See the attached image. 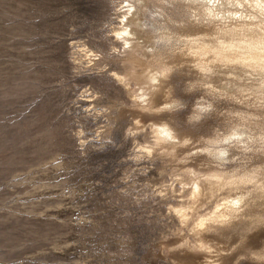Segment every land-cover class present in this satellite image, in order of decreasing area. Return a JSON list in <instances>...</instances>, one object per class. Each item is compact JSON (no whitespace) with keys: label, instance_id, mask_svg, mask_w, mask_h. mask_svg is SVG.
<instances>
[{"label":"rangeland","instance_id":"rangeland-1","mask_svg":"<svg viewBox=\"0 0 264 264\" xmlns=\"http://www.w3.org/2000/svg\"><path fill=\"white\" fill-rule=\"evenodd\" d=\"M126 4L0 0V264H203L211 257L191 248L195 236L176 210L188 203L181 179L213 166L201 151L212 133L173 156L155 146L149 125L166 114L140 110L137 86L120 81L125 46L116 35ZM190 86L176 82L174 119L195 117L200 105V124L219 137L258 120L264 128V108L251 98Z\"/></svg>","mask_w":264,"mask_h":264},{"label":"bare ground","instance_id":"bare-ground-1","mask_svg":"<svg viewBox=\"0 0 264 264\" xmlns=\"http://www.w3.org/2000/svg\"><path fill=\"white\" fill-rule=\"evenodd\" d=\"M126 2L116 35V41L125 46V72L120 81L127 89L132 83L137 86L133 96L140 110L160 113L155 109L167 105L161 123L167 122L175 133L173 137L166 127L158 129L155 146L174 155L189 144L185 141L212 133L205 148L213 166L205 172L188 171L189 176L181 179L184 192L189 187L188 203L180 205L176 214L195 236L191 248L210 254L212 260L203 264H220L228 258L231 262L224 264H237L241 258L264 264L263 126L258 120V126L254 124L260 130L251 123L242 124L227 137H219L196 119L205 110L200 105L190 111L195 113V117L190 115L192 121L174 119L181 105L175 95L176 82L183 78L190 81L193 91L251 98V106L258 103L264 108V0ZM238 114L243 122L248 120L247 114ZM258 146L261 152L254 154ZM153 152V147L147 149V153ZM201 221L206 222L205 227H195ZM223 221L226 224L220 227Z\"/></svg>","mask_w":264,"mask_h":264},{"label":"clouds","instance_id":"clouds-1","mask_svg":"<svg viewBox=\"0 0 264 264\" xmlns=\"http://www.w3.org/2000/svg\"><path fill=\"white\" fill-rule=\"evenodd\" d=\"M159 83H160V81H158V84H159ZM167 107H168L167 105H164V106H162V107H160V108L155 109V111H156V112H162V111H164L165 108H167ZM145 111H147V109H145ZM190 119H191V117H190ZM196 119H200V117H196ZM136 123H140V121H136ZM153 126H154V127H153ZM149 127H150L151 131H152L154 134L157 132L158 129H160V128H165V127H166V128L172 133L173 137H175V133H174V131L172 130L171 126H170L167 122H163V123L158 124V125H149ZM190 142H191V141H185V143H190ZM201 151L207 152L208 149H207V148H204V149H202ZM216 211H219V209H217ZM214 223H215V222H214ZM225 224H226V221L219 222V226H220V227H224ZM198 225H199V223H198L197 225H195V227H198ZM201 250H204V249H201ZM210 251H211V249H210Z\"/></svg>","mask_w":264,"mask_h":264},{"label":"snow or ice","instance_id":"snow-or-ice-1","mask_svg":"<svg viewBox=\"0 0 264 264\" xmlns=\"http://www.w3.org/2000/svg\"><path fill=\"white\" fill-rule=\"evenodd\" d=\"M165 135H168L167 133H165ZM205 221H201L200 223H199V225H198V228H201V229H203L204 227H205Z\"/></svg>","mask_w":264,"mask_h":264}]
</instances>
